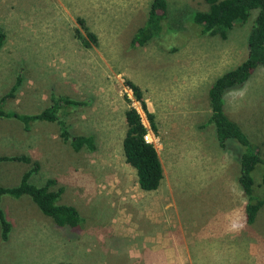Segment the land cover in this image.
<instances>
[{
	"label": "rangeland",
	"instance_id": "1",
	"mask_svg": "<svg viewBox=\"0 0 264 264\" xmlns=\"http://www.w3.org/2000/svg\"><path fill=\"white\" fill-rule=\"evenodd\" d=\"M150 1L0 0V97L16 76L21 80L1 107L33 115L60 97L76 101L60 104L56 115L71 137L91 136L94 145L74 152L53 121L23 131L18 121L0 119V156L35 161L30 183L53 179L62 189L59 203L83 219L72 233L52 226L28 198L2 196L11 230L0 240V264H264V169L253 173L263 204L248 224L236 181L239 146L228 142L220 150L205 124L207 88L246 58L254 13L224 40L196 37L189 22L206 11L204 0H165L160 36L131 47ZM76 18L96 44L84 48L74 37L75 31L84 36ZM126 81L152 115V146L162 168L152 192L137 187L122 156L125 111L133 107L148 126ZM223 108L264 161L263 69L228 90ZM29 166L0 162V186L16 185Z\"/></svg>",
	"mask_w": 264,
	"mask_h": 264
},
{
	"label": "trees",
	"instance_id": "2",
	"mask_svg": "<svg viewBox=\"0 0 264 264\" xmlns=\"http://www.w3.org/2000/svg\"><path fill=\"white\" fill-rule=\"evenodd\" d=\"M207 8L205 12H194L191 15L189 24L196 37H218L224 40L236 24H243L248 21L252 13L254 16L249 27L246 45L247 56L235 67L224 71L217 76L208 86L206 91V103L209 114L206 125H210L213 130V137L220 150H225L228 142H234L239 146L238 155V175L236 181L241 192L246 197L244 206L245 219L248 224H252L257 212L263 204L255 190L264 184V172H261V184H254L253 173L258 166L264 169V161L260 158L256 146L253 145L242 132L236 122H234L224 111L223 96L228 90L243 85L250 74L256 68H262L264 73V0H204ZM166 1L151 0L149 4L147 18L144 24L135 30L130 38L129 45L143 46L153 38H158L162 33L161 21L166 16ZM166 20V19H165ZM76 22L84 32L82 36L75 31L74 37L84 48H89L90 44H96V38L88 32L83 21L76 18ZM2 36L0 34V46ZM18 76L14 78V84L8 92L0 97V119H13L18 121L23 131H27L29 126L36 121H53L59 128V136L64 143L77 152L82 147L88 151L94 150L91 136L71 137L64 122L57 117L60 111V104L78 105V102L60 97L50 106L37 114H20L13 110H4L1 104L9 99L17 90L19 83ZM134 100L139 104L148 123L150 131H155L152 115L146 111L144 101L141 98L140 90L131 82H125ZM227 90V91H226ZM126 130L121 143V151L124 162L134 169L137 187L143 192H152L157 189L162 179V168L158 160L157 153L150 143L143 140L146 129L143 127L140 117L132 107L124 113ZM0 162H20L30 165L23 172L18 183L11 187L0 186V198L6 196L17 200L21 197L28 198L29 202L49 220L51 225L57 228H66L73 233L81 228L83 219L76 209L70 205L60 204L59 199L62 193L61 187H55L53 179H46L42 185L34 186L30 179L38 171V164L31 161L26 155L0 156ZM10 224L6 220L4 213L0 209V240L6 241L10 233Z\"/></svg>",
	"mask_w": 264,
	"mask_h": 264
},
{
	"label": "built area",
	"instance_id": "3",
	"mask_svg": "<svg viewBox=\"0 0 264 264\" xmlns=\"http://www.w3.org/2000/svg\"><path fill=\"white\" fill-rule=\"evenodd\" d=\"M143 127L146 129V132L143 135L144 142L150 143V144L154 143V139H153L151 131L149 130V127L148 126L146 127L145 125H143Z\"/></svg>",
	"mask_w": 264,
	"mask_h": 264
},
{
	"label": "clouds",
	"instance_id": "4",
	"mask_svg": "<svg viewBox=\"0 0 264 264\" xmlns=\"http://www.w3.org/2000/svg\"><path fill=\"white\" fill-rule=\"evenodd\" d=\"M143 125V124H142Z\"/></svg>",
	"mask_w": 264,
	"mask_h": 264
}]
</instances>
